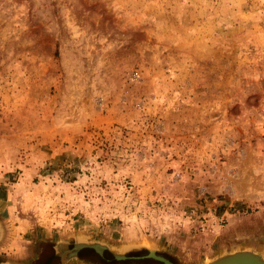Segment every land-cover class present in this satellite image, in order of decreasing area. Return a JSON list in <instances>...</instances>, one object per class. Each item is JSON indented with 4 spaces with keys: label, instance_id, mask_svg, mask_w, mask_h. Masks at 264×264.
<instances>
[{
    "label": "rangeland",
    "instance_id": "rangeland-1",
    "mask_svg": "<svg viewBox=\"0 0 264 264\" xmlns=\"http://www.w3.org/2000/svg\"><path fill=\"white\" fill-rule=\"evenodd\" d=\"M0 174L25 261L263 247L264 0H0Z\"/></svg>",
    "mask_w": 264,
    "mask_h": 264
},
{
    "label": "water",
    "instance_id": "water-1",
    "mask_svg": "<svg viewBox=\"0 0 264 264\" xmlns=\"http://www.w3.org/2000/svg\"><path fill=\"white\" fill-rule=\"evenodd\" d=\"M3 232L0 223V240ZM49 247L47 255L42 256L40 253L23 264H72L79 261L93 264H179L156 246L150 247L141 242L111 245L100 240L75 236L72 240L57 239L50 242ZM250 247L223 249L202 264H264V251ZM0 264L19 263L10 262L0 256Z\"/></svg>",
    "mask_w": 264,
    "mask_h": 264
},
{
    "label": "crops",
    "instance_id": "crops-1",
    "mask_svg": "<svg viewBox=\"0 0 264 264\" xmlns=\"http://www.w3.org/2000/svg\"><path fill=\"white\" fill-rule=\"evenodd\" d=\"M3 175L0 174V223L4 231L0 240V256L10 262L23 264L25 262V248L28 247L24 243L25 235L35 226H39L40 222L29 215L26 216L19 210V204L13 201L11 185L8 181L4 182ZM248 246L264 251V246L262 247L259 242H251ZM76 264L91 263L79 261Z\"/></svg>",
    "mask_w": 264,
    "mask_h": 264
},
{
    "label": "bare ground",
    "instance_id": "bare-ground-1",
    "mask_svg": "<svg viewBox=\"0 0 264 264\" xmlns=\"http://www.w3.org/2000/svg\"><path fill=\"white\" fill-rule=\"evenodd\" d=\"M141 242H142V244H146V245H148V246H150V247H154V244L151 243V242H145V241H141ZM115 248H116V247H115ZM250 248H253V246L250 247Z\"/></svg>",
    "mask_w": 264,
    "mask_h": 264
}]
</instances>
